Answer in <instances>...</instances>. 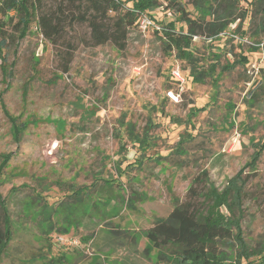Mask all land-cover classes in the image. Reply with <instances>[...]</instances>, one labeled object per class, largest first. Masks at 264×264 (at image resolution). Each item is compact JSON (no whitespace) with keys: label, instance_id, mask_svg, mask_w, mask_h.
I'll use <instances>...</instances> for the list:
<instances>
[{"label":"rangeland","instance_id":"374dc122","mask_svg":"<svg viewBox=\"0 0 264 264\" xmlns=\"http://www.w3.org/2000/svg\"><path fill=\"white\" fill-rule=\"evenodd\" d=\"M155 2L128 30L122 51L108 43L94 46L87 25L73 23V14L83 8L66 1L42 6L54 11L60 4L65 14L54 41L36 30V18L24 38L16 20L5 26L10 76L3 81L0 59V164L8 157L9 162L0 196L9 210L12 241L0 264H45L36 256L43 252L47 259L48 244L51 256L66 257L56 264H160L144 231L165 218L176 200H191V183L197 195L210 187L220 192L240 172L243 196L232 205V218L249 250L264 254V151L251 166L258 148L253 144L264 142V32L255 35L264 15L246 20L238 33L236 22L216 38H193L194 68L205 72L197 83L189 75L192 65L168 52L155 33L170 22L176 31L187 27L174 10H166L167 1ZM177 2L190 19L197 18L195 0ZM241 56L247 63L235 64ZM225 66L230 69L223 72ZM169 91L177 102L168 99ZM2 104L27 124L20 141L12 137ZM116 168L123 170L125 203L110 202L106 221L96 229L70 230L67 235L79 245L59 249L54 241L59 234L46 235L47 223L38 224L44 207L65 199L72 187L89 188L94 179L96 189L103 180L117 181ZM202 173L207 180L193 182ZM61 203L52 217L67 211ZM222 252L233 253L225 264H238V250ZM248 261L256 264L259 256Z\"/></svg>","mask_w":264,"mask_h":264},{"label":"trees","instance_id":"16d2710c","mask_svg":"<svg viewBox=\"0 0 264 264\" xmlns=\"http://www.w3.org/2000/svg\"><path fill=\"white\" fill-rule=\"evenodd\" d=\"M57 1H60L61 5L66 1L71 6L83 8L76 16L72 13L73 23L87 25L94 46L108 43L118 51L124 50L128 30L136 25L139 17L147 15L150 9L156 7L155 0H125V2L122 0H0V17L2 19V21L0 19V59L2 60L1 72L4 82L7 75L10 76L3 53L7 43L4 33L5 26L11 25L13 19L16 20L15 26L18 27L21 38H24L28 33L30 24L36 18V30L46 40L54 41L53 39L62 29L65 14L60 4L54 8V11L50 9L42 11V6L46 2L55 4ZM165 1L168 2L165 7L166 10H174L172 12L178 14V20L185 24L187 30L185 33L181 28L176 31L175 24L170 22L157 28L155 33L161 34L160 40L163 41L168 52L174 51L178 60H187L192 65L189 75L192 81L197 83H203L205 72L194 68L193 54L190 51L193 38L197 35H203L207 39L216 38L236 22L238 28L234 33H238V29L246 20L251 21L256 14L264 15V0H195L194 11L197 13V18L192 20L180 2L177 0ZM128 3L131 5L130 7L126 6ZM109 14L114 16L111 17ZM206 18L210 20L206 21ZM149 19L156 20L154 16H149ZM73 23H69V25ZM260 32H264V22L255 32V35ZM253 51H257V49L254 48ZM239 61L235 64L247 63V59L242 56ZM225 67L221 68L223 72L230 69L228 66ZM66 68H63V73H67ZM1 107L10 122L12 137L15 141H20L26 131L27 124L20 122L19 116L10 115L3 104ZM203 109L200 108L199 110L202 111ZM253 146L258 148L252 157V167L264 151V142L253 144ZM8 162L9 157L0 164V183ZM116 169L118 170L117 179L119 181L103 180L101 182L103 186L99 189H96L95 179L89 188L83 187L73 190V187L70 186L68 196L59 202L67 206L66 212L52 217L53 208L59 203L44 207L38 216L41 217V220L39 219L41 223L38 222L40 226L47 223L43 232L46 235L53 232L59 235H67L70 230L79 227L89 229L91 226L96 229L106 221L108 216L106 208L110 202L116 200L119 203H125L123 195L120 194V192H125L120 183L123 170ZM241 176L240 172L220 192L210 187L206 192L199 195L192 188L194 183H191L188 189L191 200L185 203L176 200L171 212L165 218L155 220L144 231V236L150 247L160 253L158 256L160 264H225L228 263L230 255L233 254L222 252V248L227 247L232 248V251L238 250L235 257L238 264H241L242 261L245 264H252L248 259L255 255L259 256V261L256 264H264V254L261 255L258 251L249 250L241 237L236 221L232 218V205L238 204L243 196L244 180ZM199 178L194 179L193 182L201 183L207 180L205 173H202ZM83 197L86 198L85 201ZM133 197V194L130 193L128 202L131 204ZM196 198L202 200L200 206L194 203ZM223 210L227 214H224ZM44 213L48 214L47 218L42 217ZM77 214L81 216L76 217ZM11 241V218L5 200L0 196V255H3L8 249ZM46 248V252L49 253L47 259H44L43 252H39L36 256L40 261L44 260L45 264L61 263L62 260L66 259L64 255L59 253L56 254V257L51 256L52 249L49 244Z\"/></svg>","mask_w":264,"mask_h":264},{"label":"built area","instance_id":"2783aa9c","mask_svg":"<svg viewBox=\"0 0 264 264\" xmlns=\"http://www.w3.org/2000/svg\"><path fill=\"white\" fill-rule=\"evenodd\" d=\"M175 76L179 79L178 73H176ZM166 96L173 102L178 101V96L171 91L167 92ZM54 241L55 245L61 250H68L79 245L78 240L73 239L72 236L69 235H57L55 236Z\"/></svg>","mask_w":264,"mask_h":264}]
</instances>
